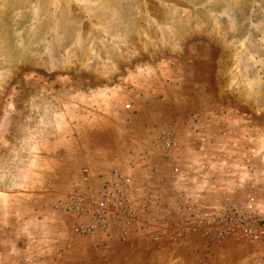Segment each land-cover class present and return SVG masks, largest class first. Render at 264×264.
<instances>
[{
    "label": "rangeland",
    "instance_id": "rangeland-1",
    "mask_svg": "<svg viewBox=\"0 0 264 264\" xmlns=\"http://www.w3.org/2000/svg\"><path fill=\"white\" fill-rule=\"evenodd\" d=\"M0 264H264V0H0Z\"/></svg>",
    "mask_w": 264,
    "mask_h": 264
},
{
    "label": "built area",
    "instance_id": "built-area-1",
    "mask_svg": "<svg viewBox=\"0 0 264 264\" xmlns=\"http://www.w3.org/2000/svg\"><path fill=\"white\" fill-rule=\"evenodd\" d=\"M112 175H113V177L115 176L116 179L119 178V174L117 172L112 173ZM107 182H108L107 183V186L103 190V195H102L104 201L103 202H100L101 205H104V203H106L105 200L107 198L108 199L109 198L110 199H112V198H115V199H120L121 198L122 199L123 198V195H122L123 194V191H122V189L116 183H113V185H112V184H110L109 181H107ZM75 207L80 209L81 206L79 207L78 205L77 206L75 205ZM100 211H102V213L98 211L99 213L96 214V217H99L101 219H104V217L106 216V214H105L106 209L105 210L102 209ZM96 225H98L97 220L94 221L92 224H88V225L79 224V228L81 229V231H87V230L88 231H91Z\"/></svg>",
    "mask_w": 264,
    "mask_h": 264
}]
</instances>
